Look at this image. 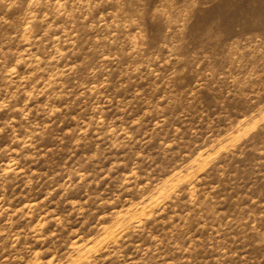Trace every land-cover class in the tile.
Masks as SVG:
<instances>
[{
    "label": "rangeland",
    "instance_id": "rangeland-1",
    "mask_svg": "<svg viewBox=\"0 0 264 264\" xmlns=\"http://www.w3.org/2000/svg\"><path fill=\"white\" fill-rule=\"evenodd\" d=\"M0 264H264V0H0Z\"/></svg>",
    "mask_w": 264,
    "mask_h": 264
}]
</instances>
